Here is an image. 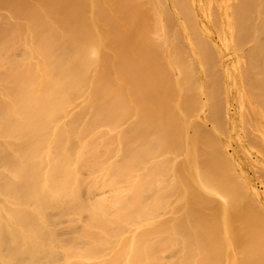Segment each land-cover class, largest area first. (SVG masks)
I'll return each instance as SVG.
<instances>
[{
  "label": "bare ground",
  "instance_id": "obj_1",
  "mask_svg": "<svg viewBox=\"0 0 264 264\" xmlns=\"http://www.w3.org/2000/svg\"><path fill=\"white\" fill-rule=\"evenodd\" d=\"M211 1L0 0V264H264V218L188 134L190 61L156 53L211 38ZM215 1L223 37L264 20Z\"/></svg>",
  "mask_w": 264,
  "mask_h": 264
},
{
  "label": "rangeland",
  "instance_id": "obj_2",
  "mask_svg": "<svg viewBox=\"0 0 264 264\" xmlns=\"http://www.w3.org/2000/svg\"><path fill=\"white\" fill-rule=\"evenodd\" d=\"M205 8L211 16L209 19L204 15L202 19L211 28V38L203 32L194 36L197 38L194 44H187L184 34L171 32L168 38L176 39H171L156 53H175L172 62L178 65L182 57L190 61L192 80L187 83L189 91L185 100L187 114L192 118L188 134L206 145L208 162L217 164L218 157L217 169L222 181L227 180V184L236 189L240 202L262 219L264 215H259L258 205L264 206V28L260 30L264 20L261 23L257 18L249 19L246 29L235 28L234 33L223 37L219 33L221 18L216 1L205 2ZM171 24L173 29L175 20ZM229 45L230 48L225 49ZM219 55L223 65H206L207 62L200 67L195 60L200 57L219 61ZM251 58H257L255 63L258 64L251 66L254 65ZM170 64L168 59L159 63L160 78H174L175 66L169 74ZM229 70L232 78L227 76ZM234 78L242 84L235 85ZM201 86L205 87L204 94L200 92ZM199 114L208 117L213 124L209 123L205 129L197 122ZM213 156L215 161L210 158Z\"/></svg>",
  "mask_w": 264,
  "mask_h": 264
}]
</instances>
